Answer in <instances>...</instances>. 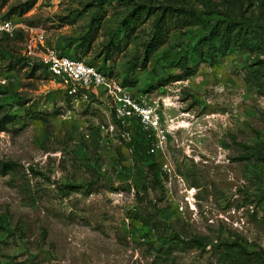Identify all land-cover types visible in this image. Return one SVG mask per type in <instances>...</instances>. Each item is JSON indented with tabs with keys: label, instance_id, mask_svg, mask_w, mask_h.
Wrapping results in <instances>:
<instances>
[{
	"label": "rangeland",
	"instance_id": "1",
	"mask_svg": "<svg viewBox=\"0 0 264 264\" xmlns=\"http://www.w3.org/2000/svg\"><path fill=\"white\" fill-rule=\"evenodd\" d=\"M0 18L41 25L159 115L148 129L104 89L71 99L31 72L19 29L0 32V116L16 115L0 130L16 163L0 173L1 263L227 264L235 241L264 264V0H0Z\"/></svg>",
	"mask_w": 264,
	"mask_h": 264
},
{
	"label": "built area",
	"instance_id": "2",
	"mask_svg": "<svg viewBox=\"0 0 264 264\" xmlns=\"http://www.w3.org/2000/svg\"><path fill=\"white\" fill-rule=\"evenodd\" d=\"M18 29L22 35V53L26 63L31 66L40 63L71 99L87 98L90 90L104 89L117 103L116 111L119 116L136 115L144 127L158 128L159 115L155 107L141 103L120 86L113 84L93 63L61 53L57 48L45 44V30L41 25L0 18V32L16 37ZM149 150L153 151L154 147L150 146Z\"/></svg>",
	"mask_w": 264,
	"mask_h": 264
},
{
	"label": "trees",
	"instance_id": "3",
	"mask_svg": "<svg viewBox=\"0 0 264 264\" xmlns=\"http://www.w3.org/2000/svg\"><path fill=\"white\" fill-rule=\"evenodd\" d=\"M28 8V7H27ZM160 31V29L158 30ZM234 31V29L232 30ZM243 36H246V30L243 31ZM235 35V32H234ZM222 35H220L219 29L215 28V26H205L203 27V30L201 31L198 39H197V43L200 47V49H204L205 52H209L211 50H213L214 48V41L217 38H220ZM161 34L160 33H155L147 42V46L151 47V49H154L155 47H157L160 43H161ZM85 40H87V38L82 41V43L85 42ZM88 41V40H87ZM222 46L224 48L228 47V42L227 39H223L222 41ZM204 47V48H202ZM62 53V52H61ZM67 54V53H65ZM70 56H76V55H72V54H68ZM78 57V56H76ZM187 64V60L184 59L183 61H181V66L185 67ZM41 67L40 63H35L34 65H32L31 67V72L33 73L35 70L39 69ZM16 120V115L14 114H8V113H4L0 116V130L4 129L6 124L8 123H13ZM15 162L12 160H6V161H0V173H5L7 172V170L11 169L12 167L15 166ZM236 247V250L238 251L237 255H232L230 258V262H228L227 264H242L241 263V259H239V255H247L248 254V249L241 243L238 242H231L230 247ZM0 264H5V263H1Z\"/></svg>",
	"mask_w": 264,
	"mask_h": 264
}]
</instances>
